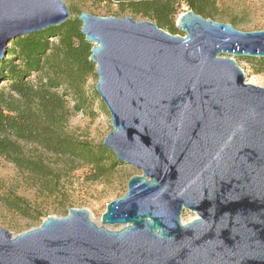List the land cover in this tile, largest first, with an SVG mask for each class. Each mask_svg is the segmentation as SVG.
I'll use <instances>...</instances> for the list:
<instances>
[{
  "label": "water",
  "instance_id": "1",
  "mask_svg": "<svg viewBox=\"0 0 264 264\" xmlns=\"http://www.w3.org/2000/svg\"><path fill=\"white\" fill-rule=\"evenodd\" d=\"M69 19L62 0H0V60ZM77 20L112 127L102 146L141 175L98 225L70 209L22 234L0 227V264H264V89L234 61L264 58V31L192 11L175 23L184 36L130 17ZM183 210L197 217L182 224Z\"/></svg>",
  "mask_w": 264,
  "mask_h": 264
},
{
  "label": "trees",
  "instance_id": "2",
  "mask_svg": "<svg viewBox=\"0 0 264 264\" xmlns=\"http://www.w3.org/2000/svg\"><path fill=\"white\" fill-rule=\"evenodd\" d=\"M106 1L122 12L154 22L171 35L179 34L175 21L182 6L211 20L218 8L217 0ZM79 15L11 41L0 60V83L6 84L0 88V157L47 194L59 189L76 164L89 168L86 179L91 182L112 174L120 165L102 143L81 141L67 130L72 112L82 111L98 96L87 89L95 65L89 61L91 45L80 33ZM69 102L73 103L71 109ZM5 206L23 217L33 213L28 203L14 194L7 197Z\"/></svg>",
  "mask_w": 264,
  "mask_h": 264
},
{
  "label": "rangeland",
  "instance_id": "3",
  "mask_svg": "<svg viewBox=\"0 0 264 264\" xmlns=\"http://www.w3.org/2000/svg\"><path fill=\"white\" fill-rule=\"evenodd\" d=\"M67 6L70 18L78 13L93 16L122 19L130 17L137 22L149 21L128 11L122 12L114 3L106 0H62ZM217 10L212 18L214 22L230 24L241 32L264 31V0H217ZM187 7L179 9V15L188 12ZM178 15V16H179ZM176 23V21H175ZM179 36L184 33L178 31ZM236 65L242 70L245 82L264 89V58L235 57ZM35 80L34 77L31 78ZM96 75L88 80V91H95ZM4 82L0 88L5 87ZM73 103L69 102L71 109ZM67 130L74 137L93 145L101 144L111 132L109 114L99 96L88 101L80 112H72L67 122ZM76 168L61 181L59 189L53 194L42 192L38 184L27 174L18 171L12 164L0 157V227L12 235H18L36 229L47 217L64 218L70 209L85 210L91 221L100 223L107 204L122 197L126 192L128 180L141 172L130 165L116 166L112 174L98 181H88L90 172L86 166L74 165ZM11 194L24 199L33 211L29 217H23L8 210L5 206ZM39 214L40 218L34 215ZM196 214L183 210L180 220L187 224L196 218ZM118 229V227H112Z\"/></svg>",
  "mask_w": 264,
  "mask_h": 264
},
{
  "label": "bare ground",
  "instance_id": "4",
  "mask_svg": "<svg viewBox=\"0 0 264 264\" xmlns=\"http://www.w3.org/2000/svg\"><path fill=\"white\" fill-rule=\"evenodd\" d=\"M95 224V223H94ZM96 225H98V224H96Z\"/></svg>",
  "mask_w": 264,
  "mask_h": 264
}]
</instances>
